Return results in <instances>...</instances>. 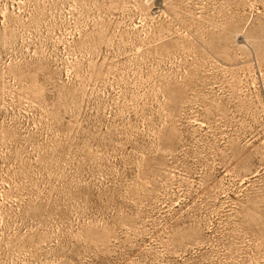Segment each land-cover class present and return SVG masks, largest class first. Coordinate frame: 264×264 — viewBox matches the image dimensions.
I'll return each mask as SVG.
<instances>
[{"label":"rangeland","instance_id":"1","mask_svg":"<svg viewBox=\"0 0 264 264\" xmlns=\"http://www.w3.org/2000/svg\"><path fill=\"white\" fill-rule=\"evenodd\" d=\"M0 264H264V0H0Z\"/></svg>","mask_w":264,"mask_h":264}]
</instances>
